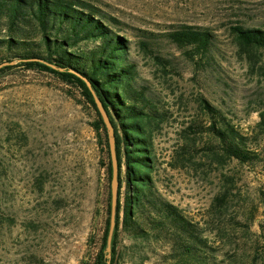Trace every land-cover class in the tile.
<instances>
[{
  "label": "rangeland",
  "instance_id": "rangeland-1",
  "mask_svg": "<svg viewBox=\"0 0 264 264\" xmlns=\"http://www.w3.org/2000/svg\"><path fill=\"white\" fill-rule=\"evenodd\" d=\"M83 1L118 19L112 26L130 39L140 79L167 111L155 134L161 191L206 229L220 264L228 255L264 264L263 141L254 164L209 152L208 134L191 136L194 156L181 153L187 127L205 118L202 96L243 133L257 134L264 48L244 49L232 27H264V0ZM182 24L216 33L212 65L195 62L164 36ZM146 38L151 51L140 45ZM93 119L80 90L53 73L22 66L0 73V264H86L95 256L111 186ZM224 194L227 202L215 212L216 197ZM166 251L126 234L118 264H166Z\"/></svg>",
  "mask_w": 264,
  "mask_h": 264
},
{
  "label": "trees",
  "instance_id": "trees-1",
  "mask_svg": "<svg viewBox=\"0 0 264 264\" xmlns=\"http://www.w3.org/2000/svg\"><path fill=\"white\" fill-rule=\"evenodd\" d=\"M116 22L118 19L83 0H0V64L8 62L0 67V73L22 66L53 73L77 87L94 112L92 127L99 149L106 154V159L101 155V165L110 182L107 128L84 77L102 100L115 127L120 169L111 264L119 263L126 234L161 244L167 249L161 255L166 264H220L219 248L211 243L206 229L169 200L157 184L155 134L167 120V111L140 79L137 62L130 57V39L114 29ZM232 29L238 44L249 52L264 48V27L238 24ZM164 36L195 62L200 60L207 66L216 61V33L207 27L175 25ZM140 45L151 51L147 38ZM156 56L162 61L161 56ZM200 105L205 118L185 130L182 154L194 156L191 136L208 134L214 140L205 147L209 152L224 159L235 158L242 164L261 160L258 146L262 141L264 145V108L258 110L260 119L254 127L257 134L249 136L206 97L200 98ZM253 142L256 147L250 145ZM216 200L215 212H220L227 195L217 196ZM110 215L111 190L99 248L86 264H107ZM227 262L242 264L233 255H228Z\"/></svg>",
  "mask_w": 264,
  "mask_h": 264
},
{
  "label": "water",
  "instance_id": "water-1",
  "mask_svg": "<svg viewBox=\"0 0 264 264\" xmlns=\"http://www.w3.org/2000/svg\"><path fill=\"white\" fill-rule=\"evenodd\" d=\"M14 62V61H13ZM11 62V63H13ZM8 62L0 64V67L3 65H7ZM87 81L88 86L93 92L97 107L102 115V118L105 122L107 133H108V140L110 145V156H111V164H112V174H111V215H110V227L109 233L107 238V246H106V253H107V264H111L112 258V242L114 237V231L117 224V206H118V197H119V187H120V169H119V159L117 153V146H116V135H115V127L110 119V116L99 96L96 94L94 89L91 86V82L84 77Z\"/></svg>",
  "mask_w": 264,
  "mask_h": 264
}]
</instances>
